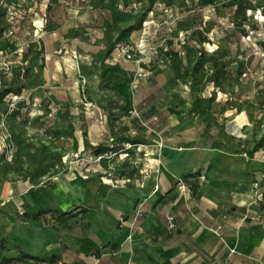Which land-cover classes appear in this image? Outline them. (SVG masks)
<instances>
[{"label":"rangeland","instance_id":"374dc122","mask_svg":"<svg viewBox=\"0 0 264 264\" xmlns=\"http://www.w3.org/2000/svg\"><path fill=\"white\" fill-rule=\"evenodd\" d=\"M262 2L0 0V196L2 184L19 202L41 195L26 221L42 229L40 256H71L141 204L163 224L171 158L190 165L179 176L207 212L196 220L210 264L223 249L264 264ZM210 181L207 206L198 186Z\"/></svg>","mask_w":264,"mask_h":264},{"label":"crops","instance_id":"0c3cea01","mask_svg":"<svg viewBox=\"0 0 264 264\" xmlns=\"http://www.w3.org/2000/svg\"><path fill=\"white\" fill-rule=\"evenodd\" d=\"M164 165L174 184L181 178L179 174L184 172L185 168H190L189 164L183 165L171 158L167 159ZM160 185L159 183L157 186V192L161 189ZM149 187H154V182L149 183ZM213 187H217L213 181L198 186L203 193L202 202L207 206L217 202L210 194V189ZM11 190V185L2 184L0 264H3L7 254L25 260L28 257L22 262L23 264H51L59 257L64 258L69 264H197V243L202 240L205 252H208L207 257L211 251L210 231L200 227L196 220L199 216L206 219L207 212L199 208L198 201L191 196L193 190L191 191L190 187L185 195H180L178 186L173 185L172 193L165 197L163 224L159 222L160 218L155 208L144 207L141 204L133 209V219L128 220L120 213L119 227L110 230L102 228L96 235H90L80 243L72 242L68 246L71 256L45 255L44 257L40 256L43 252H47L43 244L42 229L26 222L29 216L36 217V212L42 213L40 212L42 209L38 211L42 197L30 193L29 196H22V201L19 202L11 196ZM172 194L178 196L172 198ZM252 198L251 193L245 187H241L240 203H248ZM21 202H24V207L29 213H25L23 222L16 223L14 216L17 208L20 207L18 203ZM169 212L175 213L178 221V228L174 231L167 228L166 215ZM226 230L229 229L226 227ZM242 246L245 248V244L242 243ZM206 260L205 263L210 264L209 257ZM222 264H235L234 254H228L227 249L222 251Z\"/></svg>","mask_w":264,"mask_h":264},{"label":"built area","instance_id":"2783aa9c","mask_svg":"<svg viewBox=\"0 0 264 264\" xmlns=\"http://www.w3.org/2000/svg\"><path fill=\"white\" fill-rule=\"evenodd\" d=\"M201 176H202V178L206 177L205 174H202ZM177 186H178V189L182 192H184L188 189L187 183L183 178H179L177 180ZM166 223H167V228L170 231H174L178 228V221H177L175 213H173V212L167 213ZM0 259H1V257H0ZM51 264H69V263L64 258L59 257V258L55 259Z\"/></svg>","mask_w":264,"mask_h":264},{"label":"trees","instance_id":"16d2710c","mask_svg":"<svg viewBox=\"0 0 264 264\" xmlns=\"http://www.w3.org/2000/svg\"><path fill=\"white\" fill-rule=\"evenodd\" d=\"M261 6H262V8H263V10H264V0H263V2H262V4H261ZM4 94V93H3ZM44 210H41L40 212H43Z\"/></svg>","mask_w":264,"mask_h":264}]
</instances>
